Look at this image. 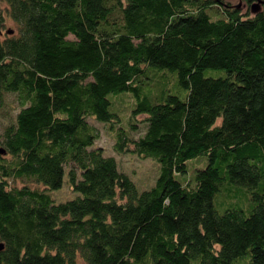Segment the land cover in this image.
I'll use <instances>...</instances> for the list:
<instances>
[{
  "label": "trees",
  "instance_id": "1",
  "mask_svg": "<svg viewBox=\"0 0 264 264\" xmlns=\"http://www.w3.org/2000/svg\"><path fill=\"white\" fill-rule=\"evenodd\" d=\"M6 1L0 105L15 91L20 106L0 132V264H264V0ZM172 71L181 91L142 92ZM120 91L135 97L126 129ZM89 116L117 152L159 161L152 185L104 153ZM64 173L76 193L55 200ZM218 191L234 204L218 211Z\"/></svg>",
  "mask_w": 264,
  "mask_h": 264
},
{
  "label": "rangeland",
  "instance_id": "2",
  "mask_svg": "<svg viewBox=\"0 0 264 264\" xmlns=\"http://www.w3.org/2000/svg\"><path fill=\"white\" fill-rule=\"evenodd\" d=\"M233 3H237L240 1V6L243 8L246 6V3L244 0H228ZM13 28L14 31L18 30V24L15 20L11 18V16L8 13V3L6 0H0V33H4L7 28ZM68 36H72V34H68ZM173 72V80L172 82H166L161 79L162 77L158 79H149L145 80L143 82L142 92L147 94L151 99H153V96H151V92L161 90L163 87L168 88L172 91H181L182 88L177 87L175 83H177V77L175 71ZM206 73L210 74H217L219 72L222 73L221 69H213V68H206ZM155 91V92H156ZM154 92V93H155ZM116 95L115 103L112 102L110 104V108L115 110L120 115V124L126 129L129 127V121H130V110L131 107L134 104L135 97L132 95L131 91H120L116 94H112V96ZM20 102L17 96V93L15 91H5L4 92V99L2 104L0 105V132L2 131L4 125L12 121L14 119V115L16 110L19 108ZM138 118H141L143 116L142 113L137 115ZM89 120L94 122L96 126L98 125V137L96 139L97 144L103 145L104 153L107 154H113L118 162V166L120 169L124 170L134 181L137 189H142L145 187H149L152 185L156 179V176L159 172V161L155 158H153L150 155H140L135 151H126V152H117L113 146L112 142L115 137V130L114 128L110 127L108 122H100L97 119H95L93 116L88 117ZM144 123V125H143ZM145 122L138 121V127L135 129L128 128V131L131 135H138L141 133L144 129ZM207 160V156L205 154H199L196 157H193L188 160L189 167L192 165H203L205 164ZM188 167V166H187ZM188 170H192L193 168H190ZM187 173L184 172L182 174H178L180 178L186 177ZM17 183H20V180H16ZM28 182L31 185H39L40 183H36L34 181L28 180ZM240 190L238 189V194ZM220 191L216 193L214 196V205L215 208L218 211H222L226 205L234 204L229 203V199L224 200L222 203L219 202L217 198V194ZM50 195L55 200H62L66 199L68 197H71L75 195V191L69 186L68 180H67V174L64 173L63 181L61 185L57 187H53L49 189ZM242 205V204H241ZM249 259V253H245L240 260L237 262H232L231 264H245Z\"/></svg>",
  "mask_w": 264,
  "mask_h": 264
},
{
  "label": "water",
  "instance_id": "3",
  "mask_svg": "<svg viewBox=\"0 0 264 264\" xmlns=\"http://www.w3.org/2000/svg\"><path fill=\"white\" fill-rule=\"evenodd\" d=\"M260 2H261V0H253V1L251 2V4H250V9H251L252 11L257 10V9L260 7ZM236 5L239 6V5H240V1H238V2L236 3ZM7 30L10 31L11 28H8ZM2 246H3V243L0 241V248H2Z\"/></svg>",
  "mask_w": 264,
  "mask_h": 264
},
{
  "label": "bare ground",
  "instance_id": "4",
  "mask_svg": "<svg viewBox=\"0 0 264 264\" xmlns=\"http://www.w3.org/2000/svg\"><path fill=\"white\" fill-rule=\"evenodd\" d=\"M10 31H12V30H10Z\"/></svg>",
  "mask_w": 264,
  "mask_h": 264
}]
</instances>
